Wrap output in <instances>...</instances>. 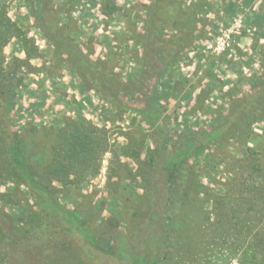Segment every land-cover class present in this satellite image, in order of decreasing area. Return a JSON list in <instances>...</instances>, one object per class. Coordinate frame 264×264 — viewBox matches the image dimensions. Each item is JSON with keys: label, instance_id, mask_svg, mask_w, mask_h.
Returning a JSON list of instances; mask_svg holds the SVG:
<instances>
[{"label": "rangeland", "instance_id": "1", "mask_svg": "<svg viewBox=\"0 0 264 264\" xmlns=\"http://www.w3.org/2000/svg\"><path fill=\"white\" fill-rule=\"evenodd\" d=\"M0 11L19 35L0 54V129L24 137L38 130L41 168L57 143L48 133L71 123L85 124L84 143L92 149L91 137L104 141L100 154L82 153L83 161L92 152L87 161L95 168L81 172L79 156L69 178H53L52 204L43 205L48 196L40 188L0 183L5 242L13 239L7 230L25 227V211L36 214L19 264H174L160 246L172 208L160 197L165 164L176 150L186 148L185 166L208 193L204 228L229 183L249 191L264 179V116L251 115L247 103L264 91V0H0ZM63 27L71 32L70 47L50 35ZM147 54L154 71L140 81ZM107 73L120 82L121 105L101 92ZM130 82L136 87L128 90ZM236 105L245 120L236 118L226 135L222 125ZM24 151L21 146L16 155ZM149 206L155 213L150 234L123 243L133 254H117V239L128 241L132 220L142 223L132 214L143 216ZM4 243L0 258L10 252ZM205 243L194 264H238L209 238Z\"/></svg>", "mask_w": 264, "mask_h": 264}, {"label": "trees", "instance_id": "2", "mask_svg": "<svg viewBox=\"0 0 264 264\" xmlns=\"http://www.w3.org/2000/svg\"><path fill=\"white\" fill-rule=\"evenodd\" d=\"M4 14L0 11V54L3 46L12 36L15 38L19 36L14 32L18 30V27L11 24L6 17H3ZM70 33L69 27H63V30L58 31L57 29V31H51L50 35L57 41L62 40L66 42L70 47V43H72V35ZM148 39L149 41H153L151 36ZM157 39L160 41L158 36ZM151 44L154 45V42H151ZM72 49L74 50V48ZM25 54L27 56L29 52ZM145 56L143 60V66L145 68L139 73L140 81L145 75L148 76L151 71H154L153 62L148 61L149 54ZM27 57L26 61L28 60ZM86 66L89 69H93L89 63ZM81 72L84 76V69ZM93 72L95 73V71ZM101 78V92L112 101L114 106L121 105L117 100V95L118 91L122 90V87H120V82L117 77L107 73L101 75ZM135 87L136 85L133 82L128 84V90ZM247 103L250 104V109L252 110L251 115L256 114L258 117L264 116L263 89L252 96ZM238 106L240 107V105L234 106L233 111L227 115L225 123L222 125L223 129L219 127L215 130L222 129V133L227 131L226 135L232 134L236 118L242 121L245 120L243 116L241 117V108H238ZM238 111H240L239 115L237 114ZM247 116L249 115L247 114ZM85 127V124L81 122L78 125L71 123L65 130H59L54 134L48 133L50 137L53 135V139L57 140V143L49 148L51 159L49 163H45V168L38 166L40 162L37 160V156H42L43 154L41 153L44 151L38 145V137L41 134L38 133V130L32 129L31 134L27 133V138L22 134L11 135L3 127L2 130L0 129V183L4 180H13L26 184L31 191L40 188L48 196L43 205L47 203L52 204L50 198L54 196L55 189L51 187V181L53 178H60L61 180L69 178L72 167L76 163V160L78 161L79 156L81 157L79 164L82 167L81 172L91 170L93 167L95 168L94 164L91 165L93 160H91V163L87 161V158L90 157L92 152L85 154L86 158L82 161V153H86L92 149V147L86 145L87 140L84 143L85 136L88 135L83 132ZM213 132L207 135L208 138L216 134V131ZM207 136L202 138H207ZM7 138H10L9 141ZM6 140L8 143H6ZM98 141L91 137V142L94 144L92 151L97 154L99 152L101 153L104 148L102 145L104 141L99 144ZM21 146H24L25 151L20 156H17L16 154L21 151ZM45 148H47V145ZM185 149L176 150L173 162L171 164L168 162L165 164L167 165L165 168L167 188L160 197V204L164 208L168 206L172 207L166 210L167 214L165 217L169 229L160 234L163 242L160 243V246L164 245L165 247L166 262L173 261L174 264H194L193 262L198 259V250L206 246L205 241L209 238L210 244H218V247L221 248L219 250L224 251L225 257L229 259L236 258L238 264H264V179L258 181L256 180V178H259L258 175L249 176L250 181L256 180L249 191L241 190L235 182L229 183L225 188L223 197L213 201V221L210 223V220H212L211 217L204 218L207 224L206 228H204L202 222L203 217L201 216L204 208L202 198L204 196L207 200L208 193L203 189L198 181V176L194 174L192 169L186 168L185 159L187 155H185ZM46 152H48V149ZM18 157L19 160H17ZM182 160H184V163ZM152 201L153 199L150 200L151 203ZM189 202H198L199 206H195V209L192 206L188 208ZM140 213L136 210L132 214V218H142V223L138 224V220H132L128 230V241L124 237L117 239L115 250L117 254L118 252L122 254L124 251L133 254L129 247L127 249V246H123V243L140 241V239L142 240L146 237V234H150L148 226L149 222L155 220V213L151 206L148 207L145 215L142 216ZM35 215L32 211H25L23 217L25 227L23 225V227H13L7 230L10 233V237H13L9 243L5 242L7 237L1 235L3 233L0 234V247L5 242L4 244L9 246L8 251H10L0 258V264L20 263V251L24 250V243L30 232L28 230L29 225ZM206 229L211 231L208 237L205 235ZM150 238L154 239L153 236H149ZM192 242L194 243L193 245L191 244Z\"/></svg>", "mask_w": 264, "mask_h": 264}]
</instances>
